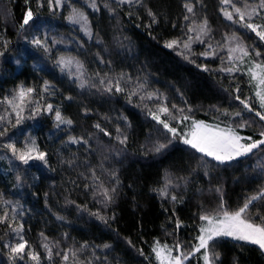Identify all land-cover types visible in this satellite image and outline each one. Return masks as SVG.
<instances>
[{
    "label": "trees",
    "instance_id": "16d2710c",
    "mask_svg": "<svg viewBox=\"0 0 264 264\" xmlns=\"http://www.w3.org/2000/svg\"><path fill=\"white\" fill-rule=\"evenodd\" d=\"M89 2L65 0L62 8L57 7L53 14L46 0L43 7H38L37 0H27V3L26 0H0V37L10 42L6 50L0 45V51L4 52L0 56V98L11 95L21 85L33 87L36 89L33 96L40 103L45 99V103L59 106L62 114L73 120L71 126L56 128L54 113L42 111L27 119L22 128L5 125L9 129L8 141L14 139L18 143L23 137L35 139L39 150L48 153V165L39 161L29 165L12 164L1 154L0 147V215L5 211L10 216L16 215L13 226L24 225L22 234L41 254L40 264H62L60 256L53 255L51 261L47 259L45 249L40 247L41 233L49 241H58V248L55 244L53 247L61 252L79 249L87 242L90 247L78 254L81 262L93 259V264H106V257L107 264H157L151 252L154 240L168 245L176 240L194 242L201 223L199 215L203 210L215 209L220 202L219 194L211 189L222 187L224 199L235 209L246 195L255 192L261 181L252 178L249 167L256 163V157L231 167H215V161L203 163L200 154L183 143L173 142L159 154L151 151L153 143H166L169 134L145 110L144 105L149 108L152 101L141 102L134 96L129 103L126 93L134 83L126 85L125 81L131 77L132 82H146V90L140 95L156 91L167 97L170 108L173 104L179 108L191 107L192 117L209 122L215 121L225 109L228 112L242 109L234 99L237 84L241 99L253 96V89L247 74L229 77L219 71L220 62L215 59L191 63L176 50L164 46L166 41L185 38L189 21L184 16H192L184 7L186 0H142L139 4L123 5H118L117 0H96L98 11L89 7ZM192 3L195 5L193 19L199 22L207 17L213 30V43H223L225 33L235 32L252 49L264 51V42L254 33L225 19L221 7L226 6L221 0H192ZM105 4L115 12H110ZM72 7L87 14L93 32L91 39L65 19ZM29 8L37 15L40 26L30 23L21 30L19 25ZM149 9L156 14L155 24L148 15ZM45 35L49 44L53 39L62 41L50 54L30 43L33 37ZM63 54L74 55L83 62L85 78L89 85L96 87L82 89L67 70L62 73L55 61ZM202 63L212 64L213 69L217 66V70L205 72L197 67ZM121 74L125 91L117 93L113 88L112 93L105 92L107 81L111 80L114 85ZM101 78L105 85L99 83ZM46 80L55 86L52 89L55 94L44 93L41 97ZM96 123L111 135L105 136L96 129ZM117 128L127 135L126 145L118 143ZM243 133L259 138L256 127L243 129ZM69 136L84 137L88 144L65 143ZM63 161L74 163L69 166ZM93 169L99 177L95 184ZM112 172L118 178V185L110 175ZM17 175L21 177L19 182ZM166 179L179 185L169 192L182 198V203L154 191L162 188ZM101 182L109 189L117 187L114 202L107 206L100 202L102 197H93V189L99 192L96 185ZM85 185L92 187L86 189ZM78 205L86 206V210H78ZM12 207H16V213H12ZM97 211L107 218V223L90 215ZM57 215L64 219L58 220ZM177 220L182 222L179 229ZM7 229L0 225V264H11L3 247L7 238L3 233ZM238 243L241 242L226 238L217 245L216 251L222 254L221 264H233L234 258L238 264H264V255L255 246L241 248ZM104 244L111 247L105 249ZM92 246H100L94 254L98 260L93 258ZM139 249H143V256ZM192 264H197V260L193 259Z\"/></svg>",
    "mask_w": 264,
    "mask_h": 264
},
{
    "label": "snow or ice",
    "instance_id": "6c2138e0",
    "mask_svg": "<svg viewBox=\"0 0 264 264\" xmlns=\"http://www.w3.org/2000/svg\"><path fill=\"white\" fill-rule=\"evenodd\" d=\"M49 10L55 14V9L62 6L65 0H46ZM142 3V0H117L118 5H123L125 3L132 4ZM27 3V0H26ZM237 3L241 4V7H237ZM221 4L226 7H221V12L225 19L231 21L233 24L239 25L240 28L248 30L255 34V36L262 42H264V0H258L256 4H250L248 0H221ZM38 7H43V0H37ZM89 7L93 10L98 11V6L96 0H90ZM105 7L108 8L110 12H115V9L110 8L107 4ZM184 7L187 13L192 14V16L185 15L184 20L189 21L186 26L185 38H177L165 42V47L172 50L180 49L179 55H182L185 60H189L191 63H195L191 60V55H199L203 57L213 56L221 59L222 67L219 71L232 74L236 72L245 71L248 76V83L252 86L254 90V97H246L241 99L240 86L236 85L233 90L237 93L234 99L238 101L243 107L241 110L229 113L226 109L221 112V115L227 118V123L221 127L220 123L208 124L203 120L193 119L190 113L192 112L191 107L179 108L177 105H171L168 107L166 101L167 97L162 96L156 91L148 92L146 95H140V93L145 92L146 82H132L131 77L125 81V84L134 83L127 93L129 103L132 102V97L138 96L141 102L155 101L157 103L156 108H148L144 105L145 110L148 115L151 116L158 125L162 126V129L166 134V143L155 142L152 144L151 151L154 153H162L174 141H181L188 148L194 150L196 153L200 154V159L203 163L208 164L211 161H215V167H231L238 165L246 158L256 157V163L250 165L252 170V178L258 179L261 183L257 186L254 193L246 195L244 197L243 203L235 209H231L227 201L224 199V193L222 187H216L211 189L219 194V204L215 209L203 210L199 215V220L201 223L198 225V233L194 237V242L187 243L179 240L174 241L172 245L167 243H161L159 239L153 241L151 246V252L157 261V264H192V260L196 259L197 264H221V253L216 251L217 245L226 238H231L234 242L238 243V247H243L244 245L255 246L262 255H264V53L259 50L252 49L250 46L244 44L242 38L238 36L235 32L229 35L225 33L222 37L223 43L220 41H215L213 43L212 28L208 23L207 17H204L199 22L193 19L195 16L194 8L195 5L192 0H186ZM227 8H231L228 11ZM131 15V13H129ZM148 15L152 18V23H157L156 14L150 9L148 10ZM258 19L261 23H255L254 19ZM69 23L73 25H79L80 31H82L89 39L93 37V32L91 29L90 22L88 20L87 14L75 7L72 8L71 12L67 17H65ZM32 24L33 26L39 27L38 17L33 11L29 10L24 14L23 21L19 25L20 29L23 30L25 26ZM151 27V25H148ZM194 33V35H193ZM62 41L52 40L49 44V39L47 35L43 38L40 36H35L30 41V43L37 49L43 50L46 54H50L52 48ZM100 42V41H98ZM9 41L3 40L0 37V45H2L5 50L7 48ZM193 43L206 44L207 47L205 51L201 53H192ZM226 51L227 57L219 55V52ZM187 53V54H186ZM4 52L0 51V56H3ZM247 61L246 69H242L241 65H244ZM18 64L19 61H16ZM57 67L60 68L61 72L67 70L70 77H75V81H78V86L80 88L85 87H96L95 84L89 85V81L85 78L84 64L80 60L74 57L60 56L55 61ZM72 65H75L76 72L71 71ZM226 65V66H225ZM203 71H213L208 68L207 65H197ZM97 76L100 74L97 73ZM107 75V74H105ZM123 74H121L120 79H117L113 85L111 80L107 81V85L104 88L105 92L112 93L113 88L115 92L122 93L125 88L121 86V80H123ZM101 85H105V80L101 78L99 80ZM54 85L50 81H44L42 86V92L40 96L43 97L44 93L49 95H54L52 91ZM36 93V89L33 87H24L21 85L17 90H15L11 97H5L0 104L6 103L11 108V112L15 113L16 121L15 124H11V113L0 115V138L7 137L8 127L4 126L5 122L11 124L13 128L20 125L24 119L21 115L25 108H30L32 115L28 118H34L36 115H40L42 111H47L48 113H54L55 127L60 128L61 125L71 126L73 120L71 118L65 117L59 106H54L51 103L46 104L41 107L38 100L32 99L33 95ZM71 100L72 97H67ZM255 100L259 105V108L253 106L252 100ZM139 106V105H138ZM217 111H220L217 109ZM88 109H85V113ZM247 112L250 115L254 114L255 118H258L260 122L261 130L258 133L259 138L254 139L252 136H241L238 132L240 128L251 127L252 124L257 123V120L250 118L248 120L244 119V113ZM189 113V114H185ZM123 119L127 120L126 117ZM190 121V125H186L187 131H178V127L181 124H186ZM177 126H172V123ZM131 125L129 124L128 127ZM96 129L102 132L105 136H110L111 133L107 132L101 127L99 123L94 125ZM118 135L117 140L120 145H126L128 141L127 135L120 129H116ZM151 136V133H149ZM10 140V138H9ZM65 143L88 144V140L84 137L69 136L68 141ZM0 147L8 149L11 151L13 157L20 161L24 165H29L30 162L39 161L43 165H48V153L39 150V146L36 144L35 139H31L30 143H26L24 149H18L15 142L0 143ZM119 155V153H117ZM208 158H211L209 160ZM72 166L74 161H63ZM195 171V170H193ZM110 175L116 179V184H119L118 178H116L115 172L110 173ZM205 175L208 172L205 171ZM92 178L95 181H99V177L96 176L95 170H92ZM184 179V178H181ZM17 182L21 180V177L17 175ZM187 182V181H185ZM92 186L85 185L88 189ZM100 189L97 192L93 189V197H102L101 203L105 206L110 205L114 202L115 195L117 193V187L114 186L111 189L103 186V183L96 185ZM179 187V185H174L171 179H166L164 186L160 189H155L158 194L162 197H168L173 202L182 203L183 199L178 198L177 195L171 194L169 189ZM47 196V193H45ZM11 204V202H8ZM68 203L74 204V201H68ZM78 210H86V206H77ZM12 213H16V207H12ZM90 215L96 216L104 223H107V218L100 215L99 211L95 213H90ZM58 220H63L64 217L57 215ZM16 215H9L7 211L0 215V225H5L8 230L16 238L15 243H4L3 247L8 249V259L11 264H16L17 260L23 261L25 258L27 260L35 262V264H40L41 254L36 252L33 246L26 240L23 236L24 225L22 223L13 226V221H16ZM112 219H115L113 216ZM181 221L177 220V229L181 226ZM42 242L40 247L45 249L47 259L52 260L53 255L60 256L62 259V264H69L71 258V264H93V259H87L81 262L79 260V253L82 250L88 249L90 246L87 242L80 245L79 249L69 248L64 251H59L53 247V244L57 245L58 241H49V239L41 233ZM65 237L67 234H64ZM131 245V240L127 241ZM93 247V258L95 257V248ZM103 248L107 249L111 246L104 244ZM140 255H144L143 249H139ZM148 259V257H145ZM105 262L107 264V258L105 257ZM233 264H238V260L234 258Z\"/></svg>",
    "mask_w": 264,
    "mask_h": 264
},
{
    "label": "rangeland",
    "instance_id": "374dc122",
    "mask_svg": "<svg viewBox=\"0 0 264 264\" xmlns=\"http://www.w3.org/2000/svg\"><path fill=\"white\" fill-rule=\"evenodd\" d=\"M248 2H249L250 4H256V3H258L257 0H249ZM62 5H64V3H63ZM237 7H241V4H237ZM58 8L61 9L62 6H60V7H58ZM72 8H73V7H72ZM72 8H71V10H72ZM77 9L82 10V9H80V8H77ZM71 10H70V12H71ZM227 10H228V11H231L232 9H231V8H227ZM82 11H83V10H82ZM68 15H69V14H68ZM253 19L255 20V18H253ZM88 20H89V19H88ZM257 21H258V23H260V20H257ZM254 22H255V21H254ZM76 26L79 28V25H76ZM79 29H80V28H79ZM81 32H82V31H81ZM247 32H249L250 34L252 33V32H250V31H248V30H247ZM82 33H83V32H82ZM83 34H84V33H83ZM252 34H253V33H252ZM193 35H194V34H193ZM243 42H244V41H243ZM244 44H245V42H244ZM196 46H200V47H199L200 49H196V48H195ZM206 47H207L206 44L193 43V45H192V53H196V54L201 53V52L205 51ZM201 48H202V49H201ZM261 49H262V48H261ZM258 50H259V49H258ZM179 51H180V49H177V50H176V52H179ZM260 52H261V51H260ZM261 53H264V51L261 52ZM186 54H187V53H186ZM219 55H220V56H223V57L226 58V57H227V52H226V51L219 52ZM61 56H65V57H74V58L78 59L76 56L71 55V54H63V55H61ZM181 56H182V55H181ZM182 57H183V56H182ZM190 59H191V60H194V61H195V64L197 63L196 61L199 60V59H200V60H208V59L213 60V59H215V60H217L216 62H218V63L220 62V63H219L220 66H218V69H220V68L222 67L221 59L218 58V57H213V56L203 57V56H199V55H191ZM78 60H79V59H78ZM188 61H189V60H188ZM201 65H207L209 69H211V70H217V66L215 67L216 69H213V65H212V64H204V63H202ZM211 65H212V66H211ZM225 66H226V65H225ZM246 67H247V61L245 62L244 65H241V68H242V69H246ZM71 71H72L73 73L76 72L75 65H72ZM223 74H225V75H229V77H232V76H239V75H242V74H246V72H245V71H241V72H236V73H232V74H228V73H224V72H223ZM73 77H74V76H73ZM252 89H253V88H252ZM12 94H13V92L11 93V95H9V96H7V97H11ZM251 97H254V90H253V96H251ZM4 98H5V97H4ZM4 98H3V97L0 98V101H3ZM32 99L38 100V99H36L34 96L32 97ZM38 101H39V100H38ZM251 102H252V104H253L254 107H256L257 109L259 108V105L256 103V101H255L254 99H253ZM46 104H48V103H45V99H43V101H41V103H40L41 107L45 106ZM42 105H43V106H42ZM52 105H53V104H52ZM157 106H158L157 103H156L155 101H152V104L150 105L149 108H156ZM168 107H169V106H168ZM169 108H170V107H169ZM6 112H7V113H11V117H12V119H11V124H15V121H16L15 113H12V112H11V108H10V106H8L6 103H2V104H0V115H4V114H6ZM221 112H223V111H221ZM229 113H233V112H229ZM185 114H189V113H185ZM218 114H219V113H218ZM21 115L24 117V119H23V121H22V123H21L20 125H17V128H22L23 125H24V123H26V120L29 119L28 117L32 115V113H31V109H30V108H25V110L22 112ZM190 115H191V113H190ZM192 118L195 119L194 117H192ZM215 118H216L215 121H211V122H209V121H205V122L208 123V124L220 123L221 127H223L224 124L228 122V121H227V118L224 117V116L221 115V114H220V115H217ZM250 118H254V119L257 120V123L252 124L251 127H252V128H255V127H256V128H257V132H259V131L261 130V126H260V122L258 121V118H255V117H254V114L250 115L249 113L245 112V113H244V119H245V120H248V119H250ZM196 120H199V119H196ZM203 121H204V120H203ZM12 122H13V123H12ZM11 124H7V123L5 122L4 126H5V125L8 126V125H11ZM186 125H190V121L186 122V124H181V125H179V127H178V131H181V132H183V131H187L188 128L186 127ZM172 126L176 127L177 125L173 122V123H172ZM247 128H249V127L238 129L239 134H240L241 136H245V137L250 136V135H247V134H244V133H243V129H247ZM254 131H255V130H254ZM169 136H170V134H169ZM30 141H31V138L23 137V138H20V139H19V142H18V143L15 142L14 139H13V141H11V142H15V143H16V146H17L18 149H24L25 144H26V143H30ZM8 142H10V141H8V138H6V137H4V138H0V143H8ZM174 142L182 143V142L179 141V140L174 141ZM1 154H2L4 157H7L8 160L10 161V163H12V164H15V165H16V164H22L20 161L16 160V159L13 157L11 151L8 150V149H5V148H2V147H1ZM22 165H24V164H22ZM3 235L7 237V238L5 239V242H6V243H9V242H11V243H15V242H17V241H16V238L14 237V235H13L8 229L3 233ZM6 252H7V254H8V249H7V248H6ZM7 254H6V256H7V258H8V255H7ZM19 262H23L24 264H35V262L29 261V260H27V258H25V260H23V261L17 260L16 264H18Z\"/></svg>",
    "mask_w": 264,
    "mask_h": 264
}]
</instances>
